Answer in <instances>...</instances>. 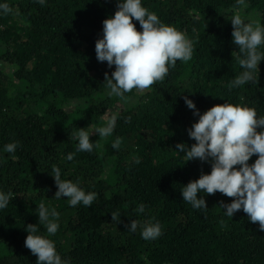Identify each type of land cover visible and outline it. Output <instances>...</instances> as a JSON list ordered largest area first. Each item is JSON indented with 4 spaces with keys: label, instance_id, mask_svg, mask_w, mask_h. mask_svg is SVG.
Wrapping results in <instances>:
<instances>
[{
    "label": "trees",
    "instance_id": "16d2710c",
    "mask_svg": "<svg viewBox=\"0 0 264 264\" xmlns=\"http://www.w3.org/2000/svg\"><path fill=\"white\" fill-rule=\"evenodd\" d=\"M0 2L12 9L0 15V191L11 194L0 210V264H36L25 247L29 224L54 241L69 264H264L259 222H250L242 209L228 217L221 206L234 198L198 193L205 210L182 200L184 185L209 174L211 164L187 161L175 149L195 143L188 129L198 117L185 96L201 114L228 101L264 117V60L255 82L231 85L242 69L230 21L239 10L246 22L254 16L264 25V0H142L192 41L193 55L178 60L162 81L123 98L108 95L105 79L115 66L99 62L95 52L118 0ZM113 115L111 136L94 132ZM80 128L91 133L92 152L78 150L72 136ZM13 142L16 151L5 152ZM54 167L61 179L96 194L90 207L55 197ZM41 203L59 213L55 235L38 221ZM141 204L145 210L138 213ZM133 220L158 222L162 234L144 240L141 227L128 230Z\"/></svg>",
    "mask_w": 264,
    "mask_h": 264
},
{
    "label": "clouds",
    "instance_id": "9594fccd",
    "mask_svg": "<svg viewBox=\"0 0 264 264\" xmlns=\"http://www.w3.org/2000/svg\"><path fill=\"white\" fill-rule=\"evenodd\" d=\"M43 4L45 0H38ZM244 5L245 0H237ZM117 11L103 21L102 38L95 44L96 57L99 62H107L109 68L115 70L111 76L106 75L108 95L123 98L133 89L143 91L154 83L162 81L170 67L176 62H188L192 59V41L174 26L163 23L158 16L142 6V0H118ZM12 11L6 2H0V15ZM133 19L139 22L141 31H137ZM233 31L232 43L239 52L240 74L231 81L238 88L256 81L258 65L264 60V25L244 19L241 11L235 10L231 16ZM189 109L198 121L188 129V135L195 141L188 147L178 143L175 149L185 154L187 161L200 160L210 162L209 174L201 173L196 180L190 181L181 189L182 200L194 209H207L206 200L198 193L215 194L220 192L234 198L231 203L221 204L228 217L238 210H243L252 223L259 222V229L264 231V117H258L254 108L225 102L215 105L203 114L196 108L193 100L184 97ZM117 116L107 119L106 124L94 130L101 137L111 136ZM91 133L80 128L72 138L78 141V150L92 152L94 144L90 141ZM117 138L112 147H119ZM99 145H96L98 147ZM17 143H8L4 151L14 153ZM253 155L258 158L249 164ZM67 159L71 160L69 154ZM239 166V167H234ZM57 191V199L67 198L69 206L82 203L91 206L95 193L85 192L78 182L61 179L58 167L52 169ZM10 193L0 191V210L10 202ZM144 205H139L138 213L144 212ZM116 220L118 213H111ZM59 213L44 203L38 206V221L45 225L49 236L58 231ZM141 227L140 235L144 240H155L161 233L158 222L138 225L133 220L128 230L135 233ZM28 233L25 247L37 256L36 264H69L62 260L56 250L54 241L39 234L36 224L25 227Z\"/></svg>",
    "mask_w": 264,
    "mask_h": 264
},
{
    "label": "rangeland",
    "instance_id": "374dc122",
    "mask_svg": "<svg viewBox=\"0 0 264 264\" xmlns=\"http://www.w3.org/2000/svg\"><path fill=\"white\" fill-rule=\"evenodd\" d=\"M249 19H250V21H254V22H256L255 20H253V19H255L254 16L250 17Z\"/></svg>",
    "mask_w": 264,
    "mask_h": 264
}]
</instances>
